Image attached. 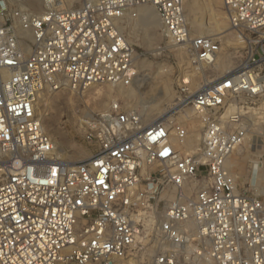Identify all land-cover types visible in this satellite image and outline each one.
I'll use <instances>...</instances> for the list:
<instances>
[{
  "label": "built area",
  "instance_id": "1",
  "mask_svg": "<svg viewBox=\"0 0 264 264\" xmlns=\"http://www.w3.org/2000/svg\"><path fill=\"white\" fill-rule=\"evenodd\" d=\"M184 1L41 0L33 13L0 0V264H264V192H240L226 169L245 143L261 147L264 0H220L243 61L182 95L196 142L182 122L143 125L115 102L83 120L91 153L68 163L37 115L45 91L132 83L135 52L118 27L142 6L193 65L213 64L221 43L190 35Z\"/></svg>",
  "mask_w": 264,
  "mask_h": 264
},
{
  "label": "rangeland",
  "instance_id": "2",
  "mask_svg": "<svg viewBox=\"0 0 264 264\" xmlns=\"http://www.w3.org/2000/svg\"><path fill=\"white\" fill-rule=\"evenodd\" d=\"M3 1L8 7H23L33 13H40L43 10L41 0H38L34 6H28L26 0ZM77 3L78 0H75L67 5L73 8ZM217 5L214 12L217 14L216 19L219 18L218 22H215L214 15L202 16L204 22L212 24L209 32L194 29L188 24L192 37L205 35L220 41L221 49L217 61L213 64L193 65L189 59V53L184 48L170 45L164 38L163 27L158 16L152 7L147 6L156 15L158 21H156L158 23L156 35L150 30L145 31L141 26L134 28L127 17L120 23L126 40L133 46L135 52L136 76L126 87L135 91L134 98L125 100L114 95L107 98L106 94L111 86L108 84L94 85L78 92L67 88L55 92L45 91L41 95L42 98L40 96L38 99L37 115L59 158L68 163H75L86 159L91 153V147L84 141L83 120L86 117L107 109L115 102L139 113L143 107L161 103V89L164 87L170 88L171 98L168 102H163L164 105L156 117H159L158 120L169 118L174 122H182L188 128L192 141L196 142L201 127L199 117L190 104L185 101L180 102L183 100L182 95L194 93L203 82L219 77L237 67L242 63L244 55L245 44L242 42V37L230 27L220 0L217 1ZM191 19L192 17L187 16L188 22ZM146 34L152 37L150 42L145 41ZM243 34L249 36L247 33ZM29 39L28 33L23 41L27 43ZM157 48L161 52H155L154 49ZM185 80L188 84L186 92L182 94ZM252 103L255 108H264V98L253 99ZM255 133H259L256 137L257 144L261 147H258L254 153L253 141H249L234 152L226 164V169L234 177L240 192L244 190L252 193L264 192V163L263 171L258 174V178L256 177V182L254 174L255 161L258 160L256 158L264 153V124ZM2 176L0 172V178ZM195 264L198 263L195 262Z\"/></svg>",
  "mask_w": 264,
  "mask_h": 264
},
{
  "label": "bare ground",
  "instance_id": "3",
  "mask_svg": "<svg viewBox=\"0 0 264 264\" xmlns=\"http://www.w3.org/2000/svg\"><path fill=\"white\" fill-rule=\"evenodd\" d=\"M61 3L65 6L70 8L67 4H71L75 0H60ZM218 0H186L184 3L185 10H184V16L186 18V23L190 24L194 29H198L202 32H209L212 29V24H209L208 22H204L202 16L205 14H211L214 15L215 22H218V17L216 19V12L215 8L217 5ZM26 3L28 6H34L38 3V0H26ZM137 16L134 19H131L127 17L129 21H131V26L135 27H142L145 29V31H152V34L156 35L157 28H158V21L156 20V15L150 11V9L147 6H142L136 9ZM214 13V14H212ZM199 15V16H198ZM187 16L192 17L190 22L187 20ZM157 21V22H156ZM214 23V22H213ZM119 30L122 32V27H118ZM214 28V27H213ZM123 33V32H122ZM28 32H20L19 36L24 38ZM147 35V34H146ZM152 39L151 36L147 35L145 38V41L150 42ZM129 43V42H128ZM24 50H26V47H23ZM217 61V58L214 62ZM141 66V65H140ZM138 67V66H137ZM196 80V79H195ZM195 83V82H192ZM170 88L164 87L161 89V103H156L150 106L143 107L141 111H139V114L141 115L142 123L143 125H148L156 120H158V116L156 115L160 113V110L164 103L168 102L171 98L170 94ZM112 95L115 97H121L126 99H132L136 96V93L131 88H126L123 86H110V89L108 93L106 94L107 98H110ZM42 98V96H41ZM43 101V100H42ZM39 102V100H38ZM37 102V103H38ZM38 105V104H37ZM101 105V104H100ZM179 108V107H177ZM178 110V109H177ZM1 172V170H0Z\"/></svg>",
  "mask_w": 264,
  "mask_h": 264
}]
</instances>
